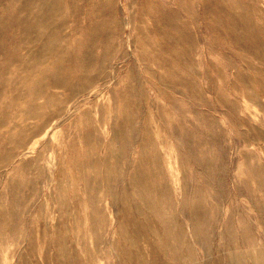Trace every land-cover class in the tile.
Returning a JSON list of instances; mask_svg holds the SVG:
<instances>
[{
  "label": "rangeland",
  "instance_id": "obj_1",
  "mask_svg": "<svg viewBox=\"0 0 264 264\" xmlns=\"http://www.w3.org/2000/svg\"><path fill=\"white\" fill-rule=\"evenodd\" d=\"M0 86V264L264 255V0H0Z\"/></svg>",
  "mask_w": 264,
  "mask_h": 264
},
{
  "label": "bare ground",
  "instance_id": "obj_2",
  "mask_svg": "<svg viewBox=\"0 0 264 264\" xmlns=\"http://www.w3.org/2000/svg\"><path fill=\"white\" fill-rule=\"evenodd\" d=\"M37 7L40 11L44 10V8H46V1L45 3L43 2H38ZM29 24V23H28ZM46 78L53 82L54 85H67L70 83L69 78L65 75L64 70H54L52 73L48 72ZM30 89H35L38 90L41 87V82H30L28 84ZM3 88L5 89H11V85L8 84H4ZM2 90V87L0 86V91ZM10 138V137H8ZM143 172L144 169H141L140 167L138 168V171H136L135 173V180L136 182H139L142 178H143ZM97 179H93L90 180V185L91 186H95L97 184ZM124 213H126L125 211H123ZM123 256L127 259L130 260L133 258V252L129 251V250H125L123 252ZM246 254L244 255L241 252H236L232 255L231 260H232V264H249L246 260H245ZM249 259L251 260V264H264V255L261 252H254L251 253L249 255ZM210 264H223L222 260H217L215 262H211Z\"/></svg>",
  "mask_w": 264,
  "mask_h": 264
}]
</instances>
